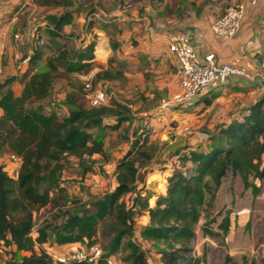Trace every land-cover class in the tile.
Wrapping results in <instances>:
<instances>
[{
  "label": "trees",
  "instance_id": "trees-1",
  "mask_svg": "<svg viewBox=\"0 0 264 264\" xmlns=\"http://www.w3.org/2000/svg\"><path fill=\"white\" fill-rule=\"evenodd\" d=\"M32 1L37 6L66 8L47 16L53 25L50 33L55 36L74 22L69 0ZM95 46L91 41L83 50L74 52L75 69L94 65ZM66 54L63 51L50 58L46 70L34 71L38 58L35 53L21 75L13 74L0 81V154L9 151L21 160L16 177L0 162V253L4 250L9 254L6 264H108L110 258L117 264L116 254L120 252H124L122 264H150L142 244L132 238L137 206L147 216V223L140 228V240L155 247L160 264H200L203 258L196 254L197 227L205 216L201 226L204 235L217 234L210 227L216 220L208 212L215 207L224 178L228 174L240 176L244 186L254 193L259 190L255 181L264 179V95L258 91L260 96L210 132L203 146L187 151L189 168L172 171L163 192L145 186L138 190L142 169L158 156V151L148 133L140 136L133 129L131 140L125 135L130 145L116 163V186L97 197L92 207L68 211L58 225L43 222L34 234L36 213L51 203L58 204L53 189H58L66 158L76 157L82 175L86 174L93 166L88 158L100 154L109 159L104 130L119 129L133 119L129 105L113 97L108 104L98 106L72 101L74 107L63 117L55 110L40 107L37 103L52 95ZM120 75L121 72L102 68L95 81ZM19 83L23 88L17 94L13 85ZM128 194L131 203L125 199ZM154 195V204L150 205L149 198ZM230 226L231 216L227 213L219 224L224 236ZM52 228L58 229L59 244L78 243L77 247H84L87 243L86 248L98 245L100 257L88 263L73 258V251L71 258L59 260L60 255L50 252L46 245ZM97 235L107 239L104 247L92 243ZM19 252L22 254L17 258Z\"/></svg>",
  "mask_w": 264,
  "mask_h": 264
},
{
  "label": "rangeland",
  "instance_id": "rangeland-1",
  "mask_svg": "<svg viewBox=\"0 0 264 264\" xmlns=\"http://www.w3.org/2000/svg\"><path fill=\"white\" fill-rule=\"evenodd\" d=\"M150 1L69 0V8L75 15L74 22L65 27L61 35L55 36L50 33L53 25L47 16L49 13L58 14L65 7L35 6L32 0H0V14L3 13L5 19L3 23L10 22L9 34L18 40L13 47H0L3 51L0 81L12 75L11 69L6 66H9L10 59L17 64L14 57L17 51L30 57L38 54L34 71L46 70L48 60L65 51L67 60L59 65L60 75L54 82L52 95L38 102L40 107L47 111L55 110L63 117L74 107V102L90 106L88 91L85 90L86 82L90 81L94 88L108 91L114 100L128 104L133 116L131 123L126 121L119 129L108 127L104 130L103 139L109 159H104L100 154L88 158L93 165L91 171L82 175L79 160L74 156L66 158L56 185L58 189L52 188L53 196L59 199L58 204L51 203L36 213L34 234L43 222L58 225L68 211L92 207L97 197L116 186V163L129 147L133 129L140 136L148 133L150 142L158 151V156L142 169L138 190L140 186H145L151 191L162 192L172 171L189 168L191 162L185 157L187 151L195 147L197 142L203 146L209 133L231 116L217 114L220 104L199 108L194 107V102L173 101L168 107H161L163 99L174 100L180 90V67L177 57L169 48L160 56L140 53V47L136 48L140 45V22L144 21H140V18L146 16L145 7ZM126 15L137 16L139 19H123ZM17 33L20 34L19 38L15 37ZM107 40L112 50L107 48ZM91 41L96 43L94 65L75 69L74 52L83 50ZM100 46L101 55L97 52ZM102 68L121 72L122 75L116 79L96 82L95 75ZM18 72L19 75L23 73ZM13 88L19 94L23 84H14ZM238 105L237 109L240 108ZM98 132L95 131L96 134ZM179 135L186 136L184 145L160 157L166 144ZM0 162L11 176H17L21 164L19 157L5 151L0 154ZM255 183L259 189L257 193L252 188H246L240 176L228 174L224 178L215 207L208 212L210 218L216 220L210 227L217 234L204 235L201 226L206 220L205 216L197 227L196 254L203 258L200 264H264V179H257ZM125 199L131 203L129 194ZM154 201V196H151L150 205ZM227 213L231 216V226L224 236L219 224ZM145 223L146 212L140 211L137 206L132 238L142 244L150 264H160V256L155 247L140 240V228ZM58 238V229H50L46 245L52 253L58 252L62 246ZM106 240L97 235L92 243L104 247ZM86 245H83L84 248ZM123 253L116 254L117 264H122ZM21 254L17 253V258ZM8 258L9 254L3 250L0 253L1 264H6Z\"/></svg>",
  "mask_w": 264,
  "mask_h": 264
},
{
  "label": "crops",
  "instance_id": "crops-1",
  "mask_svg": "<svg viewBox=\"0 0 264 264\" xmlns=\"http://www.w3.org/2000/svg\"><path fill=\"white\" fill-rule=\"evenodd\" d=\"M254 1L165 0L158 2L157 0H151L145 7L146 16L140 18V21H144L140 22V35L137 34L140 36V45H137L136 48L140 47V53H154V55L160 56L167 52L169 38L172 35L182 30H188L192 35V41L200 59L203 60L207 54L213 53L219 63H235L251 70L254 74L252 79L230 78L219 88L201 94L194 102V107L199 108L220 104L221 107L217 114L219 113V115L225 117L229 114L233 116L236 113L237 104H240L238 105L240 107L246 106L260 96L256 83L259 80V75L264 71L262 67L264 62V0ZM237 2H242L246 6L240 31L233 37L217 34L214 27L215 19L228 6ZM123 19L138 20L139 18L126 15ZM4 21L2 13L0 14V47L5 48L7 46L10 48L13 47L16 40L9 34L10 22L3 23ZM106 45L107 48L109 47L112 50L109 40H107ZM177 63L179 67L178 60ZM6 67L11 69L12 75H19L17 65L13 59H10L9 66ZM2 113L3 109L0 107V115ZM229 118L227 117L226 121ZM200 143L197 142L196 146L192 148L201 145ZM155 192H158V190ZM155 197L156 195H154ZM78 245V243L64 244L56 253L71 258L72 250H75Z\"/></svg>",
  "mask_w": 264,
  "mask_h": 264
},
{
  "label": "built area",
  "instance_id": "built-area-1",
  "mask_svg": "<svg viewBox=\"0 0 264 264\" xmlns=\"http://www.w3.org/2000/svg\"><path fill=\"white\" fill-rule=\"evenodd\" d=\"M252 1L255 2L254 0ZM245 10L246 6L242 2L233 3L228 6L225 12L214 21L217 34L227 37L235 36L241 29ZM15 37L19 38L20 36L16 34ZM169 39V49L179 62L180 90L174 96V100L163 99L161 103L162 108L168 107L173 101L190 104L201 94L219 88L230 78L238 77L250 80L254 77L253 72L242 65L217 62L213 53L207 54L203 60L200 59L192 41V35L188 30H182L172 35ZM2 55L3 51L0 48V60ZM14 57L17 62L18 71L24 72L28 66L30 56H24L21 52L17 51L14 53ZM262 67L264 68V62L262 63ZM256 87L264 95V71L259 75ZM85 89L88 91L91 105L94 106L108 104L113 97L108 91L94 88L90 81L86 82ZM101 252L102 250L98 245H91L88 248L77 247L72 257L92 263L100 257ZM57 258L61 261L67 259L64 256H57ZM108 264H116V262L113 258H110L108 259Z\"/></svg>",
  "mask_w": 264,
  "mask_h": 264
},
{
  "label": "water",
  "instance_id": "water-1",
  "mask_svg": "<svg viewBox=\"0 0 264 264\" xmlns=\"http://www.w3.org/2000/svg\"><path fill=\"white\" fill-rule=\"evenodd\" d=\"M185 141H186L185 135L177 136L174 140L166 144L163 151L160 153V157H163L166 153L175 152L177 148L184 145Z\"/></svg>",
  "mask_w": 264,
  "mask_h": 264
},
{
  "label": "bare ground",
  "instance_id": "bare-ground-1",
  "mask_svg": "<svg viewBox=\"0 0 264 264\" xmlns=\"http://www.w3.org/2000/svg\"><path fill=\"white\" fill-rule=\"evenodd\" d=\"M97 52H98V54L100 53V55H101V53H102V47L101 46L98 48Z\"/></svg>",
  "mask_w": 264,
  "mask_h": 264
}]
</instances>
